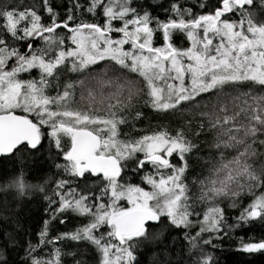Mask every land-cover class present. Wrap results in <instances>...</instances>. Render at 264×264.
<instances>
[{"label":"snow or ice","instance_id":"snow-or-ice-1","mask_svg":"<svg viewBox=\"0 0 264 264\" xmlns=\"http://www.w3.org/2000/svg\"><path fill=\"white\" fill-rule=\"evenodd\" d=\"M42 3L47 23L35 6L0 0V155L40 152L47 140L64 161L53 165L60 178L51 189L48 180L30 183L23 171L0 188L19 198L45 193L48 202L50 218L39 242L28 241L25 264H63L70 253L58 242L65 240L94 246L98 264H142V249L157 244L156 264H215L205 251L211 239L202 234L239 227L227 224L225 200L236 207L250 197L238 222L264 221V91H238L264 90V0H217L214 7L200 0L198 7L208 9L200 13L177 0L165 20L140 0H89L86 11L100 17L93 22L72 8L58 21L49 0ZM74 7L83 6L76 0ZM156 33L161 44L154 43ZM176 33L189 46L177 47ZM69 74L75 78L61 79ZM141 102L182 124L138 130L143 134L135 137L122 133L130 117L144 115ZM209 132L210 142H197ZM201 144L207 156L196 160L205 167L190 184V160ZM68 212L88 222L49 238L50 222ZM197 225L195 235L183 233L187 259H170L177 238L165 243L164 232ZM15 246L9 236L0 264H11ZM47 246L46 255L37 252ZM241 249L264 251V239H242Z\"/></svg>","mask_w":264,"mask_h":264},{"label":"trees","instance_id":"trees-1","mask_svg":"<svg viewBox=\"0 0 264 264\" xmlns=\"http://www.w3.org/2000/svg\"><path fill=\"white\" fill-rule=\"evenodd\" d=\"M11 3H17L21 7L35 6L38 14L44 18V22L48 21V14L43 8L42 0H8ZM51 6L56 12L59 13L57 20L66 19L68 9L72 8L73 13L79 18L87 22L100 21V17H93L86 11V7L89 0H78L83 6L77 12L74 7L76 0H49ZM173 2L177 0H158L156 3L144 2L143 6L152 13L153 16L159 17L161 20H165L171 13L166 12L165 9H170ZM183 7H189L193 9L194 13H200L208 9H200L198 4L200 0H178ZM210 6H215L217 0H204ZM238 15V14H237ZM234 19L236 17H233ZM118 24V23H117ZM58 31L64 32L63 29ZM163 42L160 33H156L154 43L161 44ZM173 42L177 47H187L189 41L182 33H176L173 36ZM73 78V77H72ZM232 95H236V90L226 89ZM239 92L252 91L254 93H261L262 89L257 86L256 88L242 87ZM143 116L139 120L132 121L129 118V124L122 126V133H129L135 137L143 134L138 130L151 131L157 125L166 124L170 129H175L182 124V121L177 116L156 113L147 105L142 102L137 106ZM229 108L231 104L229 103ZM135 109H133V114ZM185 119H192V117L186 116ZM199 116L195 117L193 121V128H195L196 120H199ZM136 129V130H134ZM213 138V133L209 132L206 135L202 134L197 138V142L207 139L209 142ZM44 147L40 152H28L15 154H9L7 156L0 157V188L7 184V182L14 176L19 175L21 171L24 172L27 181L33 184H43L45 180H48V189L53 188L54 181L59 179L57 175L58 170L53 166L54 163H63L62 156L57 155V151L54 147L50 148L47 140L44 142ZM203 151L193 154L190 164L192 167L188 172V181H191L194 176H197L202 168L205 167L202 161L196 160V155L207 156L208 148L201 144ZM174 162H179L178 159L173 158ZM134 167V165H133ZM206 174V173H205ZM127 176L131 178L133 183H140L139 176L131 171L127 172ZM193 193L197 191L195 185L192 186ZM47 191V190H46ZM48 195H51L50 191H47ZM45 193L33 192L26 197H17L14 189H8L7 191L0 190V246L4 245V242L12 236L16 240V246L11 250L10 261L11 264H25L27 260L26 250L28 241L33 244L39 242L38 234L43 227L45 220L50 218V210L47 200L44 199ZM251 202L250 197H241L236 207H230V202L225 200L221 206L225 208V215L228 225H236L239 223V227L228 228L225 227L220 233L202 234L205 239L210 238L211 244L205 246V251L211 252L214 256L215 264H264V251L248 253L241 249V240L245 243L256 242L260 239H264V221L252 220L247 223L238 222L242 210L247 207ZM55 207V206H53ZM201 208L203 205L200 206ZM64 219V223H60V220ZM196 219V217H193ZM202 219V216H201ZM87 223L86 217H80L70 212L64 213L63 216L58 215L55 220H52L49 224V238L62 232H71L76 228ZM184 231H189L192 235L197 232L195 229H172L164 232V242L170 243L171 238H177V244L172 245L167 251L170 253L169 258L173 261L178 259H187L188 257V241L183 239ZM199 231V230H198ZM58 246L63 248L66 254L63 256V264H77V261H81L82 264H98L99 254L94 248L86 241H71L65 240L58 242ZM51 251V246L42 247L37 249V252L41 255H46ZM144 255L138 256V259L142 261V264H156L159 260L160 252L162 251L160 245H152L149 248L142 249ZM153 252L157 255L153 258Z\"/></svg>","mask_w":264,"mask_h":264},{"label":"rangeland","instance_id":"rangeland-1","mask_svg":"<svg viewBox=\"0 0 264 264\" xmlns=\"http://www.w3.org/2000/svg\"><path fill=\"white\" fill-rule=\"evenodd\" d=\"M153 2V3H156L158 0H140V3L143 5V4H145L144 2ZM117 26H119L118 24H117ZM58 31V30H57ZM58 32H62V31H58ZM190 43V42H189ZM189 46V45H188ZM33 75H36V73L34 72L33 73ZM75 78V76L73 75V74H69L68 76H62L61 77V79L63 80V79H70V78ZM71 213V212H70ZM72 214H74V213H72ZM79 216V215H78ZM81 217V216H80ZM192 219H193V217H192ZM200 219H201V217H200ZM87 222H88V220H87ZM193 229H195L196 231H198L199 230V226L197 225L196 227H193ZM74 231V230H73Z\"/></svg>","mask_w":264,"mask_h":264},{"label":"water","instance_id":"water-1","mask_svg":"<svg viewBox=\"0 0 264 264\" xmlns=\"http://www.w3.org/2000/svg\"><path fill=\"white\" fill-rule=\"evenodd\" d=\"M2 156H7V155H0V157H2Z\"/></svg>","mask_w":264,"mask_h":264}]
</instances>
